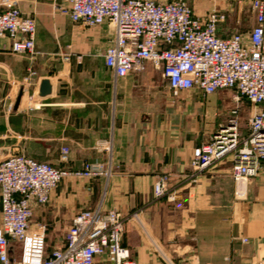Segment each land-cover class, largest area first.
Returning <instances> with one entry per match:
<instances>
[{
  "label": "crops",
  "instance_id": "obj_1",
  "mask_svg": "<svg viewBox=\"0 0 264 264\" xmlns=\"http://www.w3.org/2000/svg\"><path fill=\"white\" fill-rule=\"evenodd\" d=\"M2 1L36 21L37 37L32 57L12 53L11 40L0 38V163L22 154L63 170L79 171L85 162L111 170L110 177L65 178L49 205L35 207L34 224L49 231L101 207L126 217L137 213L122 236L136 264H257L264 258V165L242 197L231 159L191 179L193 150L209 140L192 109L200 93L170 89L150 62L116 78L104 61L113 30L74 24L59 12L65 0ZM191 5L200 18L227 9L213 0ZM227 23L223 37L237 32ZM29 68L33 86L24 81ZM44 80L51 93L42 97ZM63 147L70 148L66 165ZM161 176L168 177L175 201L155 199ZM1 212L0 196V218Z\"/></svg>",
  "mask_w": 264,
  "mask_h": 264
},
{
  "label": "built area",
  "instance_id": "obj_2",
  "mask_svg": "<svg viewBox=\"0 0 264 264\" xmlns=\"http://www.w3.org/2000/svg\"><path fill=\"white\" fill-rule=\"evenodd\" d=\"M192 0H65L59 12L87 28L107 24L114 37L104 55L116 78L143 69L145 62L162 72L170 89L198 92L204 98L222 90L234 91L252 104L248 131L236 124L222 126L210 142L196 147L191 179L231 159L237 195L242 197L250 180L264 165V0H249L254 27L230 37L220 35L228 12L213 10L200 18ZM224 0H213L221 3ZM36 21L24 16L12 1L0 0V38L12 42V53L36 54ZM30 68L26 86H33ZM32 103L33 96H28ZM110 152V147L104 149ZM70 162L63 147L60 163ZM110 177L100 162H85L79 171L57 168L25 155H12L0 163V264H136L122 245L126 217L101 207L79 212L60 248L49 250L46 226L33 223L35 207L50 203L54 190L67 177ZM244 186V188H242ZM156 200L175 201L168 177L154 186ZM257 264H264V258Z\"/></svg>",
  "mask_w": 264,
  "mask_h": 264
},
{
  "label": "rangeland",
  "instance_id": "obj_3",
  "mask_svg": "<svg viewBox=\"0 0 264 264\" xmlns=\"http://www.w3.org/2000/svg\"><path fill=\"white\" fill-rule=\"evenodd\" d=\"M223 4L227 5V9L224 11H227L229 15L227 28L244 33L251 29L254 22V14L252 13L249 0H224ZM252 108V104L246 98H238L237 94L230 90H222L206 98L202 96L201 103L192 106L196 115L198 114L201 124H203V129L209 131L208 142L211 141L215 134L214 131L224 125L236 124L238 131L243 135L246 134ZM71 222L61 223L48 231L49 250L62 247Z\"/></svg>",
  "mask_w": 264,
  "mask_h": 264
},
{
  "label": "water",
  "instance_id": "obj_4",
  "mask_svg": "<svg viewBox=\"0 0 264 264\" xmlns=\"http://www.w3.org/2000/svg\"><path fill=\"white\" fill-rule=\"evenodd\" d=\"M51 93V85H50V82L48 80H44L42 83H41V86H40V95L42 97L44 96H47ZM20 100H21V95L19 96L18 98V102L17 104L20 103Z\"/></svg>",
  "mask_w": 264,
  "mask_h": 264
},
{
  "label": "bare ground",
  "instance_id": "obj_5",
  "mask_svg": "<svg viewBox=\"0 0 264 264\" xmlns=\"http://www.w3.org/2000/svg\"><path fill=\"white\" fill-rule=\"evenodd\" d=\"M242 188H244V186Z\"/></svg>",
  "mask_w": 264,
  "mask_h": 264
}]
</instances>
